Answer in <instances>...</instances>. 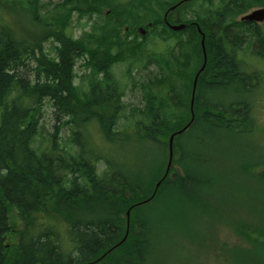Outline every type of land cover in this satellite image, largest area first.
I'll return each instance as SVG.
<instances>
[{
	"label": "trees",
	"instance_id": "obj_1",
	"mask_svg": "<svg viewBox=\"0 0 264 264\" xmlns=\"http://www.w3.org/2000/svg\"><path fill=\"white\" fill-rule=\"evenodd\" d=\"M39 1L0 0V264H147L160 229L142 210L164 198L173 207L171 213L184 216L173 203L183 202L193 188L210 187L212 181L203 174L205 164L213 165L212 155L187 149L182 138L192 134L193 148L204 137L224 133L260 136L251 102L237 97L251 92L259 76L243 69L238 51L226 39L225 25L242 24L236 17L264 0H221L226 11L233 5V19L225 13L218 22L212 13H197L193 19L205 34L207 62L197 80L193 122L175 134L172 164L164 178L168 138L190 119L192 81L202 63L200 33L191 32L192 26L186 35L170 30L164 11L146 24L136 11L142 0H62L58 11L44 15ZM192 1L183 2L180 9ZM174 3L166 2L162 9ZM179 6L167 20L191 21L181 16ZM103 7L110 12L97 33L73 39L67 32L72 12L99 14ZM125 26L129 31L143 27L144 35L133 34L141 36L142 43L125 38ZM252 31L260 34L255 27ZM152 33L163 41L174 38V47L147 49L148 37L156 38ZM47 41L54 43L53 55L45 50ZM84 56L92 80L81 93L73 79L76 61ZM117 62L127 64L142 102L131 112L139 116L120 131L115 128L124 110L123 91L111 71ZM152 63L156 72L149 70ZM134 69L145 73L141 79L132 75ZM229 94L236 97L227 99ZM45 99L53 108L52 145L38 152L32 143ZM91 120L108 144H150L156 151L144 168L118 161L114 150L94 144ZM63 127L70 129L75 153L60 152L57 137ZM258 150L263 157L241 166L244 174L264 184V150ZM98 161L104 163L100 173ZM158 181L152 198L138 204L151 197ZM230 226L248 244L249 232ZM251 233L262 258L244 263L238 253L246 248H233L228 251L232 264H264V228H252Z\"/></svg>",
	"mask_w": 264,
	"mask_h": 264
},
{
	"label": "rangeland",
	"instance_id": "obj_2",
	"mask_svg": "<svg viewBox=\"0 0 264 264\" xmlns=\"http://www.w3.org/2000/svg\"><path fill=\"white\" fill-rule=\"evenodd\" d=\"M61 1L40 0L37 7L42 15L45 13L54 14L58 11L56 5ZM111 1L121 4L131 2V0ZM169 1H174L173 5H175L182 0H142L144 4H140L136 10L139 15L138 19H142L147 24L153 15L166 11L167 7L162 9V6ZM221 2V0H213L210 4L203 0H195L183 9H180V5L179 12L181 10V16L191 21L197 13L201 15L212 13L215 15V22H218L217 17L220 18L219 21H222L223 13L228 16V19H233V5L230 4V10L226 11V7ZM258 7H264V4H256L245 13ZM100 12L99 14L94 12L79 15L78 11H73L67 32L73 39H80L85 33H97L99 26L105 22L106 13L110 12V9L103 7ZM174 12L176 13L175 10ZM243 14L237 16L236 19H239ZM129 21H133V19L129 18ZM258 25L261 30L259 35L252 31L253 26L237 23L233 25V36L230 35L232 33L229 31L226 39L232 45L231 47L238 51L243 69L259 76L258 82L251 92L242 95L236 93L235 95L248 98L251 102L259 129L257 135L260 136L256 137L255 134L233 136V134L224 133L218 137H204L201 139V144L199 146L195 144L193 148H191L194 143L192 134H187L182 138L187 149L198 150L202 156L212 155L213 165L207 163L204 165L205 170H203L204 176L211 177L212 181L210 187L193 188L189 196L187 195V199L183 202L173 203L176 211L179 212V209L185 211L184 216L171 213L173 207L169 206L164 198L153 206L150 205L142 210L149 216L152 225L160 229V237L155 241L152 256L147 264H232L233 257L231 261L228 257V251L230 249L233 252V248H246L238 253L239 260L244 263L257 261L263 256L260 246L254 245L252 242L251 230L252 228H264V184L244 174L241 166L242 163L263 157V154H259V146L264 150V20ZM126 26L122 33L129 34L125 38L128 37L129 41L138 39L137 41L140 42L141 36L139 35L141 34L136 32L137 27L134 26V29L129 31ZM213 28L210 27V29ZM159 29L161 28L159 27L157 32ZM134 33L139 34L137 39L133 35ZM152 35L156 38L148 37L145 44L147 49L163 51L167 47H174V38L163 41L158 38L156 33H152ZM44 46L48 54L53 55L54 43L47 41ZM86 60V56L79 58L74 67L73 83L81 93L86 91L92 80L90 69L85 65ZM126 68L125 62H117L111 67L112 74L123 91L124 110L115 128L119 131L124 129L133 117L139 116L137 112L134 116L131 112L142 104L139 87H133L132 78L128 76ZM155 68L156 64L152 63L149 70L156 72ZM144 74V72H139L136 69L132 72V75L139 79ZM14 95L15 92H12L10 98ZM231 97L236 96L229 94L227 99ZM52 112L53 108L50 101L45 99L39 118V130L32 143L33 148L38 152L48 150L52 145L50 138L54 122ZM88 123L94 144L104 145L106 149L114 150L118 161L126 160L133 168L135 166L144 168L147 165V160L156 151L155 147L150 144L142 148H138L134 144L121 146L108 144L102 139L96 120L88 121ZM69 135V127H63L58 134L57 143L63 149V151L60 149L61 153L64 151L76 152ZM147 153L149 158H147ZM103 168V161H98V173L102 172ZM229 223L233 224V227L240 233L249 232L248 244L234 229L232 230ZM12 236L15 238L14 235Z\"/></svg>",
	"mask_w": 264,
	"mask_h": 264
},
{
	"label": "water",
	"instance_id": "obj_3",
	"mask_svg": "<svg viewBox=\"0 0 264 264\" xmlns=\"http://www.w3.org/2000/svg\"><path fill=\"white\" fill-rule=\"evenodd\" d=\"M181 2L182 1H180V2L176 3L175 5L169 7V9L164 13V21H165L166 25L171 30H174V31L182 30L185 27V24H183V23H180V24H171V23H169L167 21L166 17H167V13L170 10H174L176 8V6H178ZM240 19L242 21L261 22V21L264 20V7H258V8H255V9L250 10L248 13H245L244 15H242L240 17ZM199 31L201 32L200 29H199ZM137 32L140 33L141 35H143L144 34V29L142 27H139L137 29ZM204 40H205V35L201 32L200 46H201L203 61H202V64H201L200 68L196 72V74H195V76L193 78V82H192L191 95H190V103H189L190 119H189V121L180 130H178L175 133H172L169 136V139H168V161H167V165H166V169H165V173L163 175V178L168 173L169 168H170V166L172 164V158H173V140H174L175 134H180L184 130H186L190 126V124L193 122V119H194L193 104H194V96H195V90H196V85H197V79H198V76H199L200 72H202L204 70V67H205V64H206V59H207ZM159 184H160V181H158L155 184V189H154L153 194L151 195V197H149L148 199H146V200H144L142 202H139L138 204H141V203H144V202H148L150 200V198H152V196L155 194V191L158 188ZM129 214H130V209H128L126 211V217H127V219H129ZM124 239H125V237L122 239V241Z\"/></svg>",
	"mask_w": 264,
	"mask_h": 264
},
{
	"label": "flooded vegetation",
	"instance_id": "obj_4",
	"mask_svg": "<svg viewBox=\"0 0 264 264\" xmlns=\"http://www.w3.org/2000/svg\"><path fill=\"white\" fill-rule=\"evenodd\" d=\"M183 24L186 25L185 28H183V30H182V31H185V33H188L189 32L188 30L191 29L190 28L191 26L193 27V29H191V32L194 31V30H196V31L199 32L198 28H200V25H199L198 22L192 20V21H189V22H186V23H183ZM205 24H207V22H205ZM243 24L249 25V26H253V27L257 28V30L259 32H261L259 25L256 22H254V21H244ZM225 29L228 32L230 31L232 33L230 35L233 36V21H230V23L228 25H225Z\"/></svg>",
	"mask_w": 264,
	"mask_h": 264
},
{
	"label": "bare ground",
	"instance_id": "obj_5",
	"mask_svg": "<svg viewBox=\"0 0 264 264\" xmlns=\"http://www.w3.org/2000/svg\"><path fill=\"white\" fill-rule=\"evenodd\" d=\"M183 1H189V0H183ZM169 172V171H168Z\"/></svg>",
	"mask_w": 264,
	"mask_h": 264
}]
</instances>
